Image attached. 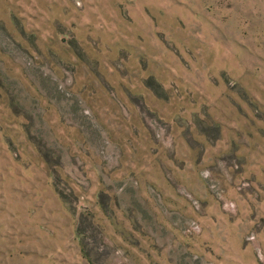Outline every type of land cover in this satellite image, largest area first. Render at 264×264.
I'll return each instance as SVG.
<instances>
[{
    "label": "rangeland",
    "instance_id": "obj_1",
    "mask_svg": "<svg viewBox=\"0 0 264 264\" xmlns=\"http://www.w3.org/2000/svg\"><path fill=\"white\" fill-rule=\"evenodd\" d=\"M0 264H264V0H0Z\"/></svg>",
    "mask_w": 264,
    "mask_h": 264
}]
</instances>
